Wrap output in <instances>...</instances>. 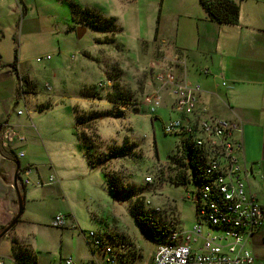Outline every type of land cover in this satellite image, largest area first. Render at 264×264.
<instances>
[{
	"label": "rangeland",
	"instance_id": "374dc122",
	"mask_svg": "<svg viewBox=\"0 0 264 264\" xmlns=\"http://www.w3.org/2000/svg\"><path fill=\"white\" fill-rule=\"evenodd\" d=\"M72 1L115 18L114 34L76 22ZM164 4L173 0H0V67L13 77L6 83L5 97L21 95L17 104L8 106L5 117L25 137L23 143L16 142L14 154L24 152L18 160L21 167H36L34 179L47 182L54 175L61 185L64 179L66 190L64 196L46 192L22 202L18 222L0 238V258L63 264L72 257L79 264L91 257L83 232L92 230L106 241L127 244L123 264H151L157 241L143 232L137 216L157 223L165 234L172 219L184 229L197 222L196 201L184 199L186 169L175 157L183 137L163 130V123L176 117L169 105L170 88L161 92L163 100L153 99L157 90L153 75L177 78L176 63L165 55L170 46L156 38ZM79 28L85 29L81 38ZM15 50L18 74L11 66ZM47 55L49 60L37 61ZM180 71L181 76L186 73L182 67ZM25 77L32 82L29 87ZM107 79L111 85L97 86ZM114 94L119 98L110 102ZM40 105L48 108L40 110ZM153 105L155 114L150 112ZM75 107L81 131L97 135L94 154L101 160L97 162L122 180L117 199L104 169L89 165L74 134ZM18 110L24 113L18 115ZM148 176L152 183L145 181ZM196 187L191 182L187 188ZM58 214L67 218L63 228L52 225ZM75 223L78 228L71 227Z\"/></svg>",
	"mask_w": 264,
	"mask_h": 264
},
{
	"label": "built area",
	"instance_id": "2783aa9c",
	"mask_svg": "<svg viewBox=\"0 0 264 264\" xmlns=\"http://www.w3.org/2000/svg\"><path fill=\"white\" fill-rule=\"evenodd\" d=\"M44 59L49 60L50 55L38 57L37 61ZM173 61L186 70L185 61ZM203 73H208V69H204ZM152 79L157 88L153 98L155 102L162 99L163 89L170 88V105L176 117L164 122L163 130L165 134L183 137L177 145L175 157L186 169L183 185L187 192L184 199L196 201L197 222L184 229L179 221L172 219L167 224V233L156 242L151 264H254L255 258L247 247V241L263 225L264 211L247 186L241 122L211 116L208 107L199 102L201 85L190 81L186 73L178 79L172 74L157 73ZM108 85L111 81L107 79L97 86L104 88ZM156 109L153 105L150 112L155 114ZM23 113L17 111L18 115ZM24 141L25 137L8 121L0 122V147L3 150H10L12 144ZM15 156L23 158L24 152L20 151ZM35 170L36 167L31 165L18 166L13 188L41 187L58 182L54 175L47 182L41 178L32 179ZM145 181L153 182L150 176ZM191 182L197 185L196 189L187 188ZM156 211L162 212L161 208H156ZM52 225L65 227L66 216L56 215ZM78 226L75 223L71 227ZM83 235L91 246V257L83 264H118L125 261L128 255L126 243L106 241L92 230L83 232ZM0 264L22 263L8 256L0 258ZM63 264L76 262L69 257L64 259Z\"/></svg>",
	"mask_w": 264,
	"mask_h": 264
},
{
	"label": "crops",
	"instance_id": "0c3cea01",
	"mask_svg": "<svg viewBox=\"0 0 264 264\" xmlns=\"http://www.w3.org/2000/svg\"><path fill=\"white\" fill-rule=\"evenodd\" d=\"M233 1L240 7L236 25L211 21L199 0L164 4L156 38L170 46L165 55L185 61L187 78L201 85L199 102L208 107L211 116L241 122L247 186L264 211V0ZM206 68L208 73H203ZM173 69L180 78V66L174 64ZM12 80L11 73L0 67V122H9L5 117L8 106L21 99V95L5 97L6 83ZM24 80L29 87L31 80ZM16 146L12 144L10 150L0 147V232L14 220L27 198L46 192L49 196L66 194L64 179L62 185L58 179L59 183L48 189L13 188L16 168L21 166L14 154ZM69 217L75 220L72 214ZM247 247L254 264H264V223L248 238Z\"/></svg>",
	"mask_w": 264,
	"mask_h": 264
},
{
	"label": "trees",
	"instance_id": "16d2710c",
	"mask_svg": "<svg viewBox=\"0 0 264 264\" xmlns=\"http://www.w3.org/2000/svg\"><path fill=\"white\" fill-rule=\"evenodd\" d=\"M199 3L211 21L225 25L238 24L240 7L233 0H199ZM70 4L72 8L71 10H72L73 19L76 22L82 25L90 26L93 29L101 31L103 33H108L112 31V33L114 34V32L116 31L115 18L104 17L102 16V14H100L98 11L94 9L81 8L77 3L73 1ZM17 58H18V54H17V50H15V58L13 63L11 64L12 68L15 71H17L16 70ZM24 81L26 82V80ZM116 96L117 94L116 95L114 94L113 96H109V101L113 102L114 99L117 100V98L119 97ZM46 108H48V106L46 107L42 106L40 110H44ZM75 114H76V124H75L74 134L81 141V144L85 148L86 159L91 167L93 168L101 167L104 169L105 178L111 186L113 195L117 199L121 194V192L123 191L122 180L119 175L112 173L109 170H106L105 167L102 166L100 162H99L100 164L97 162V160L101 161L100 158L99 157L96 158L94 154V151L96 149L95 138L97 137V135L95 133L93 134L91 133L90 135H87L84 132H82L80 128L82 119L80 116V111L78 110L77 107H75ZM102 116L103 114L101 116L94 117V119L97 120ZM93 158L96 160H94ZM137 221L141 226L143 232L148 237L152 238L154 241H159L161 237L164 236L165 233L160 232L161 228L157 223L156 224H150L149 222L147 223L146 222L147 219L143 220L140 216H137ZM19 254H20V250L17 252V256H19L20 258L21 254L20 255Z\"/></svg>",
	"mask_w": 264,
	"mask_h": 264
},
{
	"label": "water",
	"instance_id": "95a60500",
	"mask_svg": "<svg viewBox=\"0 0 264 264\" xmlns=\"http://www.w3.org/2000/svg\"><path fill=\"white\" fill-rule=\"evenodd\" d=\"M84 32H85L84 28H79L78 29V38H81L82 35L84 34ZM21 213H22V208L20 207V210L17 213V216L14 218V220L8 226H6V228L3 229V231L0 232V238L3 237L4 235H6L7 232L14 226V224L17 221V219L20 217Z\"/></svg>",
	"mask_w": 264,
	"mask_h": 264
}]
</instances>
